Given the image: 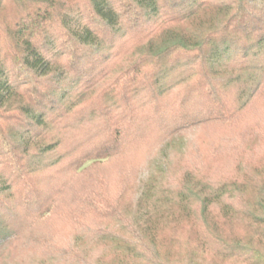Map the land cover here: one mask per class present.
Segmentation results:
<instances>
[{
	"label": "trees",
	"instance_id": "16d2710c",
	"mask_svg": "<svg viewBox=\"0 0 264 264\" xmlns=\"http://www.w3.org/2000/svg\"><path fill=\"white\" fill-rule=\"evenodd\" d=\"M260 102L264 0H0V247L19 237L21 199L44 198L37 176L124 157L148 137L234 126ZM248 162L253 172L217 182L149 183L123 225L130 237L93 236L111 257L62 250L43 264H264V150ZM174 224L194 247L163 235Z\"/></svg>",
	"mask_w": 264,
	"mask_h": 264
},
{
	"label": "rangeland",
	"instance_id": "374dc122",
	"mask_svg": "<svg viewBox=\"0 0 264 264\" xmlns=\"http://www.w3.org/2000/svg\"><path fill=\"white\" fill-rule=\"evenodd\" d=\"M252 109L234 126L211 124L166 141L148 137L138 144V151L124 157L84 171H76L68 162L37 176L35 187L44 198L18 203L19 237L0 247V264H43L49 255L61 256L62 250V255L70 250L90 260L109 258L114 254L110 244L93 236L113 232L114 236L130 237L123 225L133 222L138 198L149 183L174 191L186 175L217 182L241 171L243 175L245 170L253 172L248 161L254 164L264 150V103ZM37 203L42 205L38 208L41 216L31 219ZM93 205L101 213H109L113 207L126 223L118 221L120 217L105 220L102 214L96 216ZM163 235L176 236V249L195 246L188 225L174 224ZM208 264L223 263L210 259Z\"/></svg>",
	"mask_w": 264,
	"mask_h": 264
}]
</instances>
